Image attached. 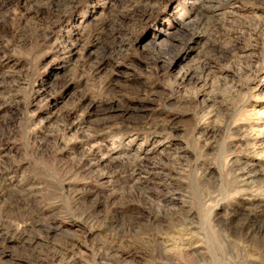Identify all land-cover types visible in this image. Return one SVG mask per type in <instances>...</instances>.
Listing matches in <instances>:
<instances>
[{
    "label": "rangeland",
    "instance_id": "rangeland-1",
    "mask_svg": "<svg viewBox=\"0 0 264 264\" xmlns=\"http://www.w3.org/2000/svg\"><path fill=\"white\" fill-rule=\"evenodd\" d=\"M0 264H264V0H0Z\"/></svg>",
    "mask_w": 264,
    "mask_h": 264
}]
</instances>
